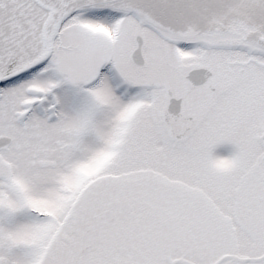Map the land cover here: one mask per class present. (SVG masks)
I'll use <instances>...</instances> for the list:
<instances>
[{
    "label": "snow or ice",
    "instance_id": "snow-or-ice-1",
    "mask_svg": "<svg viewBox=\"0 0 264 264\" xmlns=\"http://www.w3.org/2000/svg\"><path fill=\"white\" fill-rule=\"evenodd\" d=\"M0 264H264V0H0Z\"/></svg>",
    "mask_w": 264,
    "mask_h": 264
}]
</instances>
